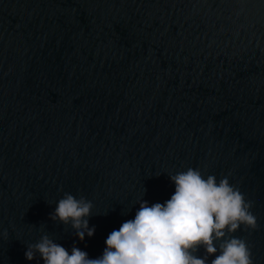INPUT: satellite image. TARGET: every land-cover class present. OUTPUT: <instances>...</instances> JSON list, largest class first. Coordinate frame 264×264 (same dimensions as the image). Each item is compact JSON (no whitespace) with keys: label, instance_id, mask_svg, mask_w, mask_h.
I'll return each mask as SVG.
<instances>
[{"label":"water","instance_id":"95a60500","mask_svg":"<svg viewBox=\"0 0 264 264\" xmlns=\"http://www.w3.org/2000/svg\"><path fill=\"white\" fill-rule=\"evenodd\" d=\"M190 167L252 202L229 235L264 264V0H0V264H43L44 234L102 255ZM65 192L83 241L50 219Z\"/></svg>","mask_w":264,"mask_h":264},{"label":"clouds","instance_id":"9594fccd","mask_svg":"<svg viewBox=\"0 0 264 264\" xmlns=\"http://www.w3.org/2000/svg\"><path fill=\"white\" fill-rule=\"evenodd\" d=\"M170 178L175 184L171 198L151 206L140 201L135 218L108 235L102 255L89 258L76 246L69 252L44 234L28 244L26 259L39 254L43 264H209L208 257L214 256L210 264H253L246 240L229 235L241 225L258 227L252 202L226 177L217 182L214 175L205 178L199 169L190 167ZM92 206L84 196L77 199L65 192L50 219L71 224L83 241L85 234L91 237L95 232L86 219ZM201 248L203 257L196 255Z\"/></svg>","mask_w":264,"mask_h":264}]
</instances>
